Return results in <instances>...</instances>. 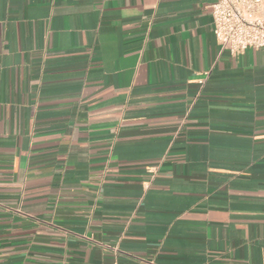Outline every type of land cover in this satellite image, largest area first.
<instances>
[{"label":"crops","instance_id":"1","mask_svg":"<svg viewBox=\"0 0 264 264\" xmlns=\"http://www.w3.org/2000/svg\"><path fill=\"white\" fill-rule=\"evenodd\" d=\"M210 0H0V264H264V51Z\"/></svg>","mask_w":264,"mask_h":264},{"label":"built area","instance_id":"2","mask_svg":"<svg viewBox=\"0 0 264 264\" xmlns=\"http://www.w3.org/2000/svg\"><path fill=\"white\" fill-rule=\"evenodd\" d=\"M213 32L231 55L246 48L264 51V0H210Z\"/></svg>","mask_w":264,"mask_h":264}]
</instances>
